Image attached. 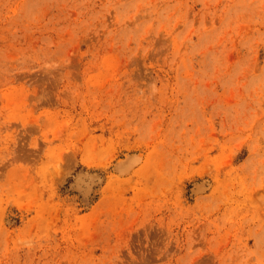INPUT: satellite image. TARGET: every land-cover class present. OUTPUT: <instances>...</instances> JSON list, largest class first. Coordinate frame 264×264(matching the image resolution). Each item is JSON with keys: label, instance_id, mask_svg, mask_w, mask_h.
I'll return each mask as SVG.
<instances>
[{"label": "rangeland", "instance_id": "rangeland-1", "mask_svg": "<svg viewBox=\"0 0 264 264\" xmlns=\"http://www.w3.org/2000/svg\"><path fill=\"white\" fill-rule=\"evenodd\" d=\"M0 264H264V0H0Z\"/></svg>", "mask_w": 264, "mask_h": 264}]
</instances>
